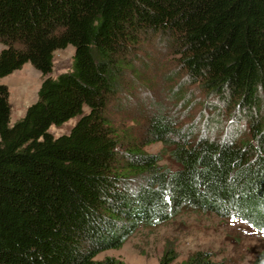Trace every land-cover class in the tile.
<instances>
[{
    "label": "trees",
    "instance_id": "1",
    "mask_svg": "<svg viewBox=\"0 0 264 264\" xmlns=\"http://www.w3.org/2000/svg\"><path fill=\"white\" fill-rule=\"evenodd\" d=\"M160 39L177 63L172 106L139 112V139L111 106L167 66L147 52ZM0 44V78L28 62L43 77L14 123L0 83V264L119 263L96 257L184 208L264 229V0H0ZM70 46L72 69L52 75ZM191 85L218 101L200 126L182 120ZM155 142L177 169L145 149ZM176 260L167 246L160 264H222L204 249Z\"/></svg>",
    "mask_w": 264,
    "mask_h": 264
},
{
    "label": "rangeland",
    "instance_id": "2",
    "mask_svg": "<svg viewBox=\"0 0 264 264\" xmlns=\"http://www.w3.org/2000/svg\"><path fill=\"white\" fill-rule=\"evenodd\" d=\"M153 44V42L147 43V52L155 55L154 60L159 59V64L162 65L163 62L167 66L161 67V72H158L157 66L159 65L154 61L155 67L152 65L153 69L149 75L150 88H143V85L139 83L137 88H134V94L131 93L130 105H125V108H122L118 107L122 104L118 103V105L114 102L110 112L118 124L128 128L132 126L130 132L139 139L142 136V127L137 125L134 117L140 118L141 123L145 124L142 121L143 116L139 112L150 111L155 103L156 105L168 104V107L172 106L168 90L170 84L164 81V76H166L165 73L170 74L172 70L175 71L177 63L171 57L168 58L167 56L164 59L157 54V50H162L165 55L169 52L163 47V42L160 46L154 44L153 47ZM3 47L4 45L0 44V51ZM145 53H141L143 57ZM73 55L74 47L72 46L57 50L52 75L56 76L62 72L70 71L73 66ZM172 74L175 75L173 72ZM177 79L176 81H178ZM42 80V73L30 62L13 73L0 78V83L6 84L10 91L11 123L21 119L27 108L37 101ZM190 88L191 103L187 114H182V120H187L186 122L195 120L200 126L205 120L204 117L210 114L212 109L207 102L216 103L218 101L215 97L208 96L199 85H191ZM128 96L130 95L124 92L119 97L121 100H125ZM171 109L176 111L179 110V107H171ZM87 111L88 109H86ZM180 111L182 113L184 110L180 107ZM77 120L76 117L61 126H52L49 131L56 137L67 134ZM145 149L150 153L162 154L161 165L166 169H177V164L171 159L168 149L162 142L147 145ZM167 246L172 247L177 252V262L183 261L196 250L204 249L211 251L214 258L222 264H264V229L254 227L243 218L222 217L215 213L191 208L182 209L169 221L140 225L121 248L106 250L100 253L96 260L119 262L113 264H160Z\"/></svg>",
    "mask_w": 264,
    "mask_h": 264
}]
</instances>
